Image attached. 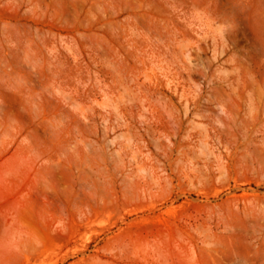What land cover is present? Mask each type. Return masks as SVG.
Listing matches in <instances>:
<instances>
[{
    "label": "rangeland",
    "instance_id": "374dc122",
    "mask_svg": "<svg viewBox=\"0 0 264 264\" xmlns=\"http://www.w3.org/2000/svg\"><path fill=\"white\" fill-rule=\"evenodd\" d=\"M0 264H264V0H0Z\"/></svg>",
    "mask_w": 264,
    "mask_h": 264
}]
</instances>
